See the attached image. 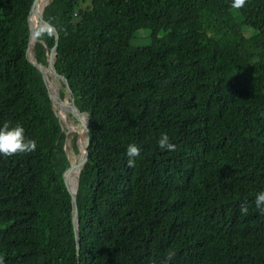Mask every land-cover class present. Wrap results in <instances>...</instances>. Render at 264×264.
Returning a JSON list of instances; mask_svg holds the SVG:
<instances>
[{"label": "trees", "instance_id": "obj_1", "mask_svg": "<svg viewBox=\"0 0 264 264\" xmlns=\"http://www.w3.org/2000/svg\"><path fill=\"white\" fill-rule=\"evenodd\" d=\"M32 1L0 0V127L37 142L0 155V261L264 264V0H49L55 69L89 115L78 253L66 135L26 58ZM38 39L46 64L54 34ZM163 133L175 151L159 147Z\"/></svg>", "mask_w": 264, "mask_h": 264}, {"label": "water", "instance_id": "obj_2", "mask_svg": "<svg viewBox=\"0 0 264 264\" xmlns=\"http://www.w3.org/2000/svg\"><path fill=\"white\" fill-rule=\"evenodd\" d=\"M38 1L39 0L32 1V5L30 7L29 14L27 17V21L30 29V35L26 49V58L32 65L36 66V68L41 73L42 80L48 91V95L51 100L53 109L55 110V114L59 118V120H60V116L58 114L57 109L60 112H64L66 115L72 116L76 120V122L81 126V129L84 134V143L80 144L81 147L80 153H82V155H80L79 160L70 161L69 166L62 173L64 185L68 193L70 194V198H71L72 228L74 233V239L76 242V251L78 253L80 249V235H79V218H78V206H77V189L79 185L80 171L83 165L88 160V146L90 144L89 115L86 112H82L78 109L75 103L73 91L69 86L67 75L65 73H59L55 69V61L58 54L57 45L60 36L59 28L57 25L49 23L43 18V10L45 6L48 4L49 0H46L44 2L40 11H38L37 9ZM45 23L54 26V33H53L54 42L49 49H47V46L44 45L46 48V52H45L46 64H43L42 62L36 60V58L33 56L34 54L33 50L35 43L39 41L38 38L34 37V33L37 30L38 26L43 25ZM50 79L57 80V82H60L64 90L63 98L58 93V86L56 91L53 90L54 85L52 86ZM66 126L68 128L67 129V134H68L69 124L68 125L66 124ZM64 145L66 146V140ZM65 153L66 155H68L66 151V147H65ZM72 174H73V182H71Z\"/></svg>", "mask_w": 264, "mask_h": 264}, {"label": "clouds", "instance_id": "obj_3", "mask_svg": "<svg viewBox=\"0 0 264 264\" xmlns=\"http://www.w3.org/2000/svg\"><path fill=\"white\" fill-rule=\"evenodd\" d=\"M246 0H233L231 7L234 9H241L245 6ZM54 33V26L48 23L40 25L34 33V37L39 38L44 34L52 36ZM66 137L68 134H66ZM68 138V137H67ZM158 145L161 149L168 151H175L176 146L170 143V138L167 133H163L159 140ZM37 148V142L34 139L28 138L25 135V129L22 125H11L10 122L5 121L3 126L0 127V155L10 157L17 153H31ZM141 154V149L136 144H129L126 149L128 157V167H135L136 158ZM255 206L262 213H264V191L257 194L255 199ZM240 211L243 215H247L249 207L246 204H241ZM175 253L169 251L167 254L168 260L174 257ZM3 264V261H0Z\"/></svg>", "mask_w": 264, "mask_h": 264}, {"label": "rangeland", "instance_id": "obj_4", "mask_svg": "<svg viewBox=\"0 0 264 264\" xmlns=\"http://www.w3.org/2000/svg\"><path fill=\"white\" fill-rule=\"evenodd\" d=\"M141 32H142V34L148 33L147 30H143ZM249 33H250V31L247 30L245 34H249ZM33 56H34V54H33ZM57 83H58L57 80H52V84L54 85V87L56 88L58 86V93L60 94V91H64V90H63L60 82L58 83V85H56ZM57 111H58V114L60 116V122H61V124L63 126V130L67 134V129L68 128L65 125V123L62 121L61 112L58 109H57ZM68 117H69L68 120H70L69 121L70 126L71 125L72 126H76V129L71 130L70 132H68V135H67L68 138L66 139V146H65L66 147V151L68 153L70 161L79 160L80 155H82V153H80V148H81L80 144L84 143V134H83V131L81 129V126L76 122V120L72 116L70 117V115ZM74 137L77 138L76 139V145H77V149L79 150V152H76V153H75V149H74L73 143H72V140H73Z\"/></svg>", "mask_w": 264, "mask_h": 264}, {"label": "bare ground", "instance_id": "obj_5", "mask_svg": "<svg viewBox=\"0 0 264 264\" xmlns=\"http://www.w3.org/2000/svg\"><path fill=\"white\" fill-rule=\"evenodd\" d=\"M46 0H39L38 1V6H37V9H38V11H40L41 10V8H42V6H43V4H44V2H45ZM50 81H51V83H52V80L50 79ZM59 83V82H58ZM57 83V84H58ZM52 86H53V84H52ZM56 89H57V87L55 88V87H53V90L54 91H56ZM61 117H62V119H63V121H64V123H65V125L67 124H69V130H68V132H70L71 130H74V129H76V126H70V123H69V121L70 120H68L69 119V115H66L64 112H61ZM71 117V116H70ZM73 121V120H72ZM72 135V134H71ZM71 182H73V174H72V176H71Z\"/></svg>", "mask_w": 264, "mask_h": 264}]
</instances>
